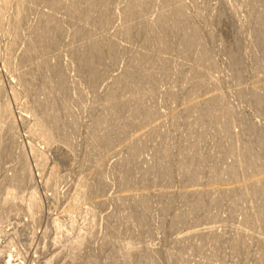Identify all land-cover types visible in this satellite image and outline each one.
I'll return each mask as SVG.
<instances>
[{"label": "rangeland", "instance_id": "374dc122", "mask_svg": "<svg viewBox=\"0 0 264 264\" xmlns=\"http://www.w3.org/2000/svg\"><path fill=\"white\" fill-rule=\"evenodd\" d=\"M50 1L0 0V264H264V113L255 99L264 103V37L257 39L252 17L264 11V1L170 0L184 6L187 24L206 46L201 60L197 48L182 52L172 36L159 52L140 37H125L128 26L140 36L143 25H154L163 0H150L136 22L123 17L127 0H108V18L98 25L76 17L72 7L53 9ZM44 17L59 22L51 48L36 46L34 28ZM224 18L231 24L227 33L219 25ZM82 27L86 32L76 34ZM88 41L113 45L100 56L94 80L79 70L78 54ZM144 60L154 66L144 84L153 83L152 95L134 108H148L150 115L135 120L133 111L123 112L118 121L128 120L125 132L95 146V117L107 106V93L119 75ZM192 70L203 83L189 80ZM212 95L230 111L229 139L212 125L219 108L192 123ZM53 97L43 111L60 112L59 123L41 136L36 125L44 112L36 108ZM196 128L202 138H187ZM138 142L141 149L129 160ZM218 143L231 144L232 151ZM245 147L251 150L243 153ZM192 148L204 165L188 179L174 161ZM251 155L258 159L249 165ZM238 158L233 175L217 180L206 174ZM127 165L126 182L121 174ZM197 190H204L203 203L172 225V215L186 211ZM181 192L189 194L182 198ZM139 194L149 205L143 217L139 197H132Z\"/></svg>", "mask_w": 264, "mask_h": 264}, {"label": "bare ground", "instance_id": "6f19581e", "mask_svg": "<svg viewBox=\"0 0 264 264\" xmlns=\"http://www.w3.org/2000/svg\"><path fill=\"white\" fill-rule=\"evenodd\" d=\"M98 1L99 2L96 5L94 3L95 2L94 0H65V1L51 0L49 3L51 4V7H53V9L54 8H62V7H72L74 10V15L76 17H83L85 19H93L95 24L98 25L102 21H105V19L108 18L109 14H108L107 10L110 6V1H108V0H98ZM149 1L150 0H127V3L125 5V9L123 10L124 11L123 17L126 20V22H131L132 20H134L136 18H140L142 13L146 10ZM163 1H164L166 6L163 9V12H161L159 14L158 19L156 20V23L154 25H152L151 23H150L151 26H148L147 23H146L147 25H143L142 35H140V36H138L137 33L133 32L131 26H128V27H126L125 37H127L128 39L133 38V37H136V38L140 37L141 43L151 44L153 46V52H159L161 50H165V49L169 48L170 39H172L171 38V36H172L174 40L176 39L177 45L182 47L181 48L182 52H186L187 50H189L191 48H195V49L197 48L199 52L198 53L196 52L197 53L196 59L201 60L204 57H206L208 55V50H207L206 46L200 41V39H198L197 36L195 35V33H196L195 27L187 24L186 14H185L184 8H183L184 6H182L180 4H174L173 5L172 2H170V0H163ZM250 1L253 3L255 0H250ZM45 17H46V15H45ZM252 17H254L253 19L258 20L257 39H259V41H260L264 37V11L253 12ZM44 18L43 19L41 18L42 22L38 26V28L37 29L34 28V32L37 34L36 46L40 47V48L44 47V46L45 47L48 46L49 48H51L50 46L52 45V43H51V45H49L50 41L52 40V38L56 34H58L60 32L59 22L55 18H45V19ZM78 19H80V18H78ZM136 21L134 20V22H136ZM143 22H144V20H143ZM139 23H142V22H139ZM130 25H132V24H130ZM219 25L221 27V30H224L225 33H227V31L229 30V27L231 26L230 21L227 20V18L222 19L219 22ZM77 27H78V25H77ZM85 30L86 29L83 27L78 28V29L76 28L75 33L78 35H83L86 32ZM122 32H124V31H122ZM87 40H88V38H87ZM54 44H56V42H54ZM115 44H116V42H115ZM82 46H84V45H82ZM112 48H113V45L111 44V42H108L107 45H105V47H104V46L98 45L95 41H88V43L86 44V47L83 48L82 50H80V53L78 54V60H79V66H80L79 70L81 72L85 73L90 80L96 79L99 76L98 67H99L100 56L102 55L103 52L109 51ZM114 49L116 50V48H114ZM139 58H140V56H139ZM139 58H138V60H139ZM143 58H145V57L143 56ZM112 60H113V58H112ZM160 60H162V59H160ZM100 64H101V62H100ZM160 69H162V68H160ZM153 70H154V66L151 63H148L144 60L142 62L139 61L138 63L128 67L124 71V73H122L121 77L119 75V78L116 80V84L114 85L115 87L112 88V90L109 93H107V97H106L107 106L105 107V109L102 112H100L97 115V117H95L96 118L95 129L93 130V133H92L93 134V142H94L95 146L107 144L110 141V137L112 136V134L114 132H122V133L125 132L126 127L129 124L128 120L124 117L123 120L118 121V116L120 114H122L123 112L133 111L134 115H136L135 120H144L150 115V109L145 108V107H143L142 109H135L134 106L139 100H141L147 96L149 97L152 95L153 83H150V85L148 87L144 86V84H146L148 82L147 80H148L149 76L151 77ZM193 70H192V72H190V75L188 76L189 80L194 81L195 83L200 85L203 82L199 78L198 74L196 72H194L196 70H194V71ZM57 77L59 79V83L62 84L63 76L60 72L57 73ZM150 82H152V80ZM60 91H62V90H60ZM123 96L125 97V100L122 98ZM212 96H213V98H210L209 99L210 101H207L206 107L203 109V111L198 112L197 115L194 117V119L192 118L193 121L192 120H189V121H192V123L194 122L195 124H197L200 121H202L204 119V117L211 110H213L215 108H219V110H221L220 115L212 122V125L220 133H224L225 135H227V133L229 132L228 131V122H230V120H229L230 111L228 110V107L226 106V104L223 102V100L219 96L218 97L216 95H215L216 97H214V95H212ZM46 98H48V96ZM121 98L123 99V101L121 100ZM53 99H54V97L50 98V99H45V100L39 101L36 109L43 113L44 112L43 110L50 103L53 102ZM255 99L257 101L256 102L257 103L256 108L264 113V103L261 101H258V98L256 96H255ZM262 100H264V98H262ZM194 108H195V106H194ZM6 111H7V109H6ZM0 115H2L1 112H0ZM39 116H42V118H40L41 120L36 125V127L38 128L37 131L41 134V136L47 137L50 135V133H52L51 129H53L59 123V119L61 116L60 112H58V111L53 112V113L44 112V114H42V115L39 114ZM105 121L110 122L109 123L110 125L103 129V128H101V123L104 122V124H105ZM210 129H214V128H210ZM251 132L252 131H250V134H252ZM34 133H36V132H34ZM201 134H202V131H200L198 128H196V130H194L188 134L187 138H189V139L194 138V137L202 138ZM213 137H215V136H213ZM227 137L229 139L230 135H227ZM232 140H234L233 137H232ZM166 144H168V143H166ZM188 144H189V142H188ZM226 145L227 146H225L223 143H218L219 148L225 147L226 152L232 151V145L231 144H226ZM143 146H142V148H143ZM189 146H190V144H189ZM260 146H262V144ZM252 148H253V146H252ZM140 149H141L140 144L138 142V144L133 146V148L131 150L129 149L130 151L128 150L129 155L127 158L129 160H133V158H135L136 155H138L137 153L139 152ZM167 149H169V146H168V148H166V150ZM166 150L163 152V155H161V158H163V161H164V157L167 154ZM248 150H249V148L245 147L242 149V152L247 153ZM199 151L200 150H198L196 148H192V150H189V151L186 150L185 153H183L184 152L183 151L182 152L183 154L179 155V157L174 161L175 166H178L177 169L179 170V172L182 176L187 177L188 179H192V178H196L198 176V174H200L199 171L202 169V167L204 165V161H202V159L197 154V153H199ZM245 157L246 156H244V158ZM246 158H248V157H246ZM257 159H258L257 155H251L249 160L248 161L246 160V161L249 165H251L254 162H256ZM129 160H127V162H129ZM239 163H240V159L238 158L236 161V164L228 165L226 168H219L216 166H211L208 170V173H206V174H208L209 177L217 178V180H218V177H220L225 172H226V174L228 173L229 175H233L235 173V166H237ZM131 164H132V162H131ZM159 166L161 168L162 165H160V163H159ZM246 166H248V165H246ZM165 168H166V166H165ZM128 171H129V165L126 166L124 172L121 174L122 179L124 181H126V179H127ZM236 172H237V170H236ZM14 176H12V177H14ZM164 176H165V174H164ZM236 176H237V173H236ZM162 180H163V178H162ZM15 182L18 183L17 180ZM254 182L252 185L257 186L259 179L255 183ZM99 186H100V184H99ZM236 187H238V186H236ZM225 190L228 191V189H226V188H225ZM188 192H181L180 196L182 198L186 197L192 191L190 190V192L189 193ZM203 192H204V190H202L201 192H199V191L196 192V197L190 203V205L186 211L185 210H184V212L179 211L177 213H174V215H172V218L170 219L171 220L170 222L172 225H174V223L180 222L185 217H188V215H190L193 211L195 212V210L200 207V205L203 203V198H202V194H204ZM260 194H262V192ZM129 197H130V195L128 196V198ZM132 197H136V198L139 197L137 200H135V203H136V206H137L138 211L140 213V216L143 217L145 214L147 215V212L149 211V205H148L147 200L145 199V194H139V195L132 196ZM124 199H125V197H124ZM233 200H235V199H233ZM169 203L167 205L161 206V207H163V209H167V207L170 205ZM216 209H218V208H216ZM0 212H1V210H0ZM192 214H194V213H192ZM4 216H5V213L1 212L0 213V221H1V219H3ZM257 216H258V214H257ZM260 228H262V227H260ZM1 233H2V229L0 228V234ZM238 233L242 234V233H244V231L239 230ZM244 242L245 241L238 242L236 240L234 243L236 245L239 243H240V245H243Z\"/></svg>", "mask_w": 264, "mask_h": 264}]
</instances>
